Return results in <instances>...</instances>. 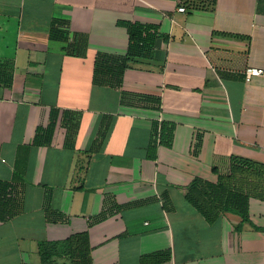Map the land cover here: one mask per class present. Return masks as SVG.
<instances>
[{"label":"crops","instance_id":"crops-1","mask_svg":"<svg viewBox=\"0 0 264 264\" xmlns=\"http://www.w3.org/2000/svg\"><path fill=\"white\" fill-rule=\"evenodd\" d=\"M179 7V0H0V62L14 63L11 87L0 84V181L23 197L22 211L0 222V264H42L40 243H58L59 252L82 232L93 264H264L263 201L250 200L249 222L225 213L210 224L185 199L195 179L217 183L233 156L264 164V77L245 79L247 68L264 71V0ZM54 19L71 36H88L85 56L50 38ZM121 22L158 26L154 57L132 61L120 90L95 86L96 55L127 53ZM121 91L158 96L161 109L122 106ZM53 109L52 145L35 146ZM64 112L79 123L70 147ZM104 116L109 130L92 151ZM154 122L176 128L172 147L159 146L151 160ZM160 252L170 260H147ZM52 260L71 264L64 254Z\"/></svg>","mask_w":264,"mask_h":264},{"label":"trees","instance_id":"trees-1","mask_svg":"<svg viewBox=\"0 0 264 264\" xmlns=\"http://www.w3.org/2000/svg\"><path fill=\"white\" fill-rule=\"evenodd\" d=\"M217 0H179V6L186 10L213 11ZM129 35V45L126 55L116 56L98 53L94 63L93 84L100 87L122 89L124 76L130 63L135 59H152L156 43L161 37L158 26L137 22H121ZM50 38L65 42L64 51L68 55L85 56L88 50V36L75 33L73 36L67 30V23L54 19L50 28ZM14 63L0 62V84L10 88L13 83ZM122 106L142 109L160 110L161 99L153 95H141L121 91ZM59 118V111L53 109L50 123L47 127H39L33 139V144L39 147H50L53 142ZM63 125L67 129L66 145L71 141L78 128V120L70 112L63 113ZM111 117L104 116L98 139L93 144L92 151L98 150L110 127ZM153 137L147 149V157L157 159L159 146L171 148L176 125L170 122H154ZM215 171V170H214ZM216 172V171H215ZM186 201L194 207L208 223L214 224L222 214L234 213L249 222V202L257 199L264 202V164L251 159L233 156L230 159L229 172L219 174L218 182L211 183L203 179H195L188 187ZM23 209V197L14 184L0 181V222H7L17 216ZM48 220L55 213L47 207ZM107 218L103 212L95 223ZM51 222V221H50ZM94 223V224H95ZM63 250L58 252V243H40L39 250L42 264H53L54 256L64 254L71 264H93L92 248L88 232L71 235L64 243ZM150 263H161L170 260V252H160L146 257ZM145 262V260H142Z\"/></svg>","mask_w":264,"mask_h":264},{"label":"built area","instance_id":"built-area-1","mask_svg":"<svg viewBox=\"0 0 264 264\" xmlns=\"http://www.w3.org/2000/svg\"><path fill=\"white\" fill-rule=\"evenodd\" d=\"M179 12H186V9L184 7L178 8ZM256 77H264V71L257 68H247L245 71V79L246 81H251L253 78Z\"/></svg>","mask_w":264,"mask_h":264},{"label":"rangeland","instance_id":"rangeland-1","mask_svg":"<svg viewBox=\"0 0 264 264\" xmlns=\"http://www.w3.org/2000/svg\"><path fill=\"white\" fill-rule=\"evenodd\" d=\"M63 257L61 256L60 259H62Z\"/></svg>","mask_w":264,"mask_h":264}]
</instances>
